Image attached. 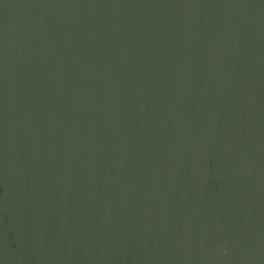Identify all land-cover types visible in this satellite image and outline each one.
<instances>
[{"label":"water","instance_id":"obj_1","mask_svg":"<svg viewBox=\"0 0 264 264\" xmlns=\"http://www.w3.org/2000/svg\"><path fill=\"white\" fill-rule=\"evenodd\" d=\"M0 264H264V0H0Z\"/></svg>","mask_w":264,"mask_h":264}]
</instances>
